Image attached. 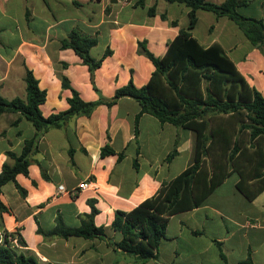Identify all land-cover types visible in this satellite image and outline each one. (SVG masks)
<instances>
[{
  "label": "crops",
  "instance_id": "crops-1",
  "mask_svg": "<svg viewBox=\"0 0 264 264\" xmlns=\"http://www.w3.org/2000/svg\"><path fill=\"white\" fill-rule=\"evenodd\" d=\"M137 1L0 0V97L25 98L27 68L46 92L40 104L44 116L68 107L71 90L62 87V74L86 101L99 94L111 97L130 78L137 87L146 84L154 65L139 51L138 42L144 41L149 51L162 56L180 28L187 27L189 8L165 0H143L142 5ZM86 3L88 12L79 15ZM153 4L155 14L149 16ZM238 10L264 22V0H249ZM75 27L97 36L91 56L99 58L106 48L111 50L94 73L98 91L88 66L72 49L61 48V40ZM191 33L203 46L218 43L247 83L264 96V54L233 20L199 9ZM139 109L135 99L125 96L111 107L101 104L90 116L76 117L65 129L45 132L31 156L28 175H16L26 195L21 196L11 181L1 188L8 211L2 214L0 243L10 236L18 253L33 256L39 264H223L221 253L228 264L248 258L264 264V189L248 199L236 186V171L200 205L169 217L157 259L137 260L114 250L104 238L39 232L40 228L47 233L57 223L80 226L92 201L97 209L95 225L103 227L107 238L119 241L121 233L111 227L115 211L131 210L192 162L194 133L144 113L135 135ZM18 116L0 115V170L4 161L12 162L6 151L20 153L24 139L34 133L24 118L13 124ZM106 143L114 153L101 156ZM174 148L176 154L167 160ZM69 149H73L72 162ZM83 179L94 181L97 188L79 189ZM60 184L63 190L58 189Z\"/></svg>",
  "mask_w": 264,
  "mask_h": 264
},
{
  "label": "trees",
  "instance_id": "trees-1",
  "mask_svg": "<svg viewBox=\"0 0 264 264\" xmlns=\"http://www.w3.org/2000/svg\"><path fill=\"white\" fill-rule=\"evenodd\" d=\"M185 4L188 10V25L180 28L178 34L168 43L162 56L154 55L144 41L138 42L139 51L153 63L154 70L148 82L137 87L133 80L114 91L111 97L99 94L96 100L86 101L71 86L69 79L61 75L63 88L71 90L65 110L44 116L40 104L46 92L39 87L38 80L30 69L25 70V98L7 100L0 97V115L13 112L30 122L34 133L24 139L20 153L6 151L12 162L4 161L0 170L1 188L13 182L21 194L26 189L16 180V175H28L31 156L37 152L39 140L51 128L65 129L78 116H90L101 104L108 107L121 97H131L139 104L134 117V134L138 133L139 117L146 113L160 122L176 127L188 128L194 133L192 162L174 178L163 181L154 194L128 211L116 210L111 227L122 235L119 241L107 238L103 227L94 223L97 209L89 201L91 211L84 215L78 227H67L60 223L45 233L63 237L69 235L85 238L99 237L107 240L114 250L124 252L137 260L157 259L158 246L165 238L169 217L180 211L200 205L231 172L236 171L238 190L248 199H253L264 189V96L251 87L238 71L235 63L218 44L201 45L192 35L191 29L197 23V10L212 11L216 16H227L239 27L250 43L264 54V22L247 17L238 8L249 0H165ZM143 4V0L136 2ZM156 6L148 9V15L155 14ZM165 18V14H162ZM174 25L176 21L172 22ZM211 29V28H210ZM97 44V36L84 33L75 27L61 40V48L72 49L88 66L90 80L95 90L94 73L104 57L111 54L106 48L99 58L91 56V48ZM63 67L66 63H62ZM98 91V90H97ZM114 153L106 143L101 156ZM72 162L73 149H69ZM176 154L172 149L167 155L170 160ZM122 153L118 154V158ZM137 166L136 160L133 163ZM8 207L0 197V228L3 227L4 212ZM223 264L225 261L221 253ZM0 264H39L33 256L18 253L4 237L0 243ZM51 264V263H47ZM237 264H256L251 259Z\"/></svg>",
  "mask_w": 264,
  "mask_h": 264
},
{
  "label": "built area",
  "instance_id": "built-area-1",
  "mask_svg": "<svg viewBox=\"0 0 264 264\" xmlns=\"http://www.w3.org/2000/svg\"><path fill=\"white\" fill-rule=\"evenodd\" d=\"M78 188L81 190H86V189H96L97 187L95 186V182L89 179H83L79 182ZM59 190H63V185L60 184L58 186ZM7 240L11 241V237L7 236Z\"/></svg>",
  "mask_w": 264,
  "mask_h": 264
},
{
  "label": "rangeland",
  "instance_id": "rangeland-1",
  "mask_svg": "<svg viewBox=\"0 0 264 264\" xmlns=\"http://www.w3.org/2000/svg\"><path fill=\"white\" fill-rule=\"evenodd\" d=\"M88 9H89L88 8V4L86 3L84 5V8H82L81 10L78 11L79 15L84 14V13H87L88 12Z\"/></svg>",
  "mask_w": 264,
  "mask_h": 264
}]
</instances>
